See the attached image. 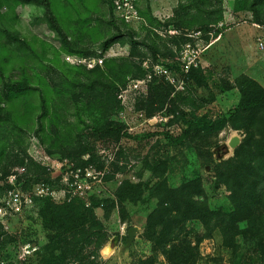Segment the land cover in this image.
<instances>
[{"label":"rangeland","instance_id":"374dc122","mask_svg":"<svg viewBox=\"0 0 264 264\" xmlns=\"http://www.w3.org/2000/svg\"><path fill=\"white\" fill-rule=\"evenodd\" d=\"M41 1L52 14L0 0V263L50 264L75 244L51 241L48 200L89 217L73 264H183L146 234L163 184L199 181L210 211L238 214L244 230L225 172L246 133L233 111L264 91V24L246 1ZM109 125L120 132L96 131ZM185 226L197 264H264L241 237L235 250L218 226Z\"/></svg>","mask_w":264,"mask_h":264},{"label":"trees","instance_id":"16d2710c","mask_svg":"<svg viewBox=\"0 0 264 264\" xmlns=\"http://www.w3.org/2000/svg\"><path fill=\"white\" fill-rule=\"evenodd\" d=\"M5 2L11 0H4ZM247 7L254 13L255 18L264 24V0H245ZM27 3H44L49 9L50 6L41 0H24ZM239 3V2H238ZM1 9V3H0ZM1 11V10H0ZM1 18V14H0ZM248 79V78H244ZM17 88V85H12ZM18 89V88H17ZM264 91L261 95L243 101L238 109L233 111L236 126L243 125L246 130L245 137L235 151V156L227 164L225 176L231 182V200L234 206L238 208L239 215L244 216L247 225L244 230L241 229L238 214L222 215L210 211L206 201L201 200V186L199 181L188 183L177 189H171L167 184H163L162 190L157 191L156 198L158 200L157 209L149 215L145 222L146 234L150 241H155L159 245H170L167 248L166 256L169 261H181L183 264H197L199 253L197 246L193 245L189 240L185 224L191 220H199L204 228L210 230L211 225L218 226L225 239V246L235 248L237 250V237H241L245 245H253L259 248L258 252L264 253V189L256 185V180H264V118L247 121L245 116L253 109H262L264 112ZM43 109H46L45 100ZM209 124L217 123L208 122ZM219 124V123H218ZM258 129L259 133L255 134L252 128ZM202 125L200 122H189L187 134L193 133L198 135L201 132ZM118 133L121 126L117 128L115 125H109L103 130H97L98 133L114 132ZM228 185V184H227ZM195 193L197 195H195ZM43 226L49 231H53L55 236L51 238L52 242H56L63 237L75 239L74 245L67 249L63 258H58L50 264H73L82 261V251H77V246L81 247L87 239L78 238L84 235V226L88 223V215H85L81 207L73 205H54L50 201H46V208L42 212ZM94 220V219H93ZM90 225L95 227V220H90ZM94 230V229H93ZM0 233V239H1ZM95 238L90 243H95L98 249L102 243V237L98 232L91 234ZM182 245H177V244ZM184 243V244H183ZM169 249V250H168ZM173 249V250H172ZM172 250V251H171ZM97 255L93 256L90 264H100L97 262ZM1 264V263H0Z\"/></svg>","mask_w":264,"mask_h":264},{"label":"water","instance_id":"95a60500","mask_svg":"<svg viewBox=\"0 0 264 264\" xmlns=\"http://www.w3.org/2000/svg\"><path fill=\"white\" fill-rule=\"evenodd\" d=\"M235 143L231 142V146H234ZM137 233V228H131L128 233V243H132L135 239V235Z\"/></svg>","mask_w":264,"mask_h":264},{"label":"bare ground","instance_id":"6f19581e","mask_svg":"<svg viewBox=\"0 0 264 264\" xmlns=\"http://www.w3.org/2000/svg\"><path fill=\"white\" fill-rule=\"evenodd\" d=\"M108 250V249H107Z\"/></svg>","mask_w":264,"mask_h":264}]
</instances>
